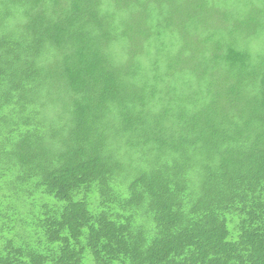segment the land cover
Returning <instances> with one entry per match:
<instances>
[{"label": "trees", "instance_id": "16d2710c", "mask_svg": "<svg viewBox=\"0 0 264 264\" xmlns=\"http://www.w3.org/2000/svg\"><path fill=\"white\" fill-rule=\"evenodd\" d=\"M0 264H264V0H0Z\"/></svg>", "mask_w": 264, "mask_h": 264}]
</instances>
